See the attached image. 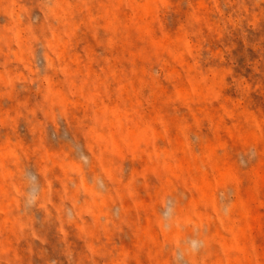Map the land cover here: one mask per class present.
<instances>
[{
	"label": "rangeland",
	"instance_id": "1",
	"mask_svg": "<svg viewBox=\"0 0 264 264\" xmlns=\"http://www.w3.org/2000/svg\"><path fill=\"white\" fill-rule=\"evenodd\" d=\"M0 264H264V0H0Z\"/></svg>",
	"mask_w": 264,
	"mask_h": 264
}]
</instances>
